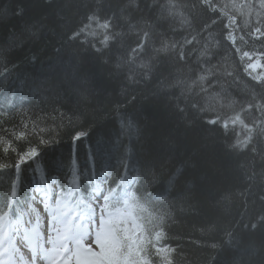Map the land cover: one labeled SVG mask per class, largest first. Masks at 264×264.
Instances as JSON below:
<instances>
[{"label": "trees", "instance_id": "trees-1", "mask_svg": "<svg viewBox=\"0 0 264 264\" xmlns=\"http://www.w3.org/2000/svg\"><path fill=\"white\" fill-rule=\"evenodd\" d=\"M173 1L169 6L168 0H0V213L14 180L20 191L43 180L69 189L89 182L79 175L82 166L61 165L50 176L39 162L22 165L18 179L14 164L29 142L49 135L56 140L55 146L41 145L42 160L67 156L75 142L80 160L87 145L84 138L74 140L77 133L93 130L117 139L113 134L125 123L123 132L131 136L119 158L114 150L113 165L103 161L95 171L93 163L88 172L94 173L91 181L108 174L114 183L121 172L137 179L134 199L152 264H264V140L256 138L257 122L239 116L242 127L229 137L211 124L205 99L197 95L207 86L231 85L226 78L237 54L227 41L234 31L263 38L264 23L253 20L243 27L235 14L226 30L223 15L219 23L209 13L211 5L220 7L216 0ZM54 65L76 71L74 83L56 91L55 100L40 89L55 88L57 80L39 76ZM252 93L264 98V86ZM22 121L25 131L37 126L43 131L16 139ZM237 165L252 184L233 180L240 174ZM199 179V188L186 198L187 183Z\"/></svg>", "mask_w": 264, "mask_h": 264}, {"label": "snow or ice", "instance_id": "snow-or-ice-1", "mask_svg": "<svg viewBox=\"0 0 264 264\" xmlns=\"http://www.w3.org/2000/svg\"><path fill=\"white\" fill-rule=\"evenodd\" d=\"M259 39V36H256ZM38 125L39 120L31 117ZM27 128V124L22 121L20 133H13L16 139H23L24 136H31L34 131H43L37 127ZM87 140V148L85 150V160L82 165L87 169L89 165L95 164V171H99L100 164L108 159L111 162V150L114 141H111L104 134L92 136L90 131H81L76 134L74 140ZM11 140L6 144L10 145ZM41 145L52 147L57 145L55 139L42 137L38 143L29 142L26 150L22 154H18L16 163L14 164L15 176L19 179L22 175V165L30 164L35 166L37 162L41 163L50 176L58 175L57 169L63 165L65 168H74L79 162L77 145H71L70 152L67 156L55 153L51 160H42L41 153L45 148ZM8 151V147H5ZM12 151H16L13 147ZM94 173L89 172L88 180L91 183ZM26 178V177H25ZM113 181L104 189L99 185L91 188L90 201L78 214H73L71 218L66 215L59 214L56 208H49L44 205V212L47 217L42 220L41 215L37 213L36 227H40L46 220V233L36 231L35 228L29 229L25 226L23 220L24 213L19 215L13 210V201L17 200V185H11V198L7 199L6 207L12 210L14 220L7 219L8 213H0V264H152L150 258H146L142 248L143 241L138 240L135 235H131L128 231L116 228H105L104 231H98L94 224H98L96 219L97 210L100 217H104L109 202V193L113 188ZM85 191L88 187L85 186ZM84 203L82 199L77 200V207ZM59 204V201H57ZM35 212V209H32ZM75 213V209H73ZM73 221L76 223L73 224ZM83 222V227H81ZM64 225L61 232L58 225ZM33 232L36 239H33ZM55 233V235H53ZM51 245V249L45 247ZM160 251L159 248L156 249Z\"/></svg>", "mask_w": 264, "mask_h": 264}, {"label": "bare ground", "instance_id": "bare-ground-1", "mask_svg": "<svg viewBox=\"0 0 264 264\" xmlns=\"http://www.w3.org/2000/svg\"><path fill=\"white\" fill-rule=\"evenodd\" d=\"M205 1L207 2L209 0H205ZM250 1H252V0H246V2H250ZM167 3L169 4V6H173L174 1L168 0ZM252 3L255 4V0L252 1ZM209 4H211V3H209ZM216 4L220 5V7L214 9V7L211 5V9H210L209 13L219 23H220V19H221L222 15H223V19L226 20L225 26H226V30H227L228 28H230L229 20L238 11V8H235V7H237V5H239V3L234 4V3H232V1L230 2V0H216ZM219 9H220V12L218 11ZM175 10H177V9H175ZM222 11H223V13H222ZM249 14H250V18L248 19L247 22L245 21V23L248 26H249L250 21H253V20L256 21L257 24H259L260 26H261V23H264V7L257 8V5H255L254 7H251ZM257 19H258V21H257ZM241 20L242 19L240 18V22H241ZM219 23L216 24L215 26H218ZM240 32H242V31H239V32L234 31V33H236V35L233 36L234 37L233 40L227 41V44L230 46V49H232V53L237 54V56L235 58V63L233 64V67L230 70L231 72L229 73L228 77L226 78V81L228 83H230L231 85L226 84L224 87L223 85L218 84L214 87V89H212L211 86H207V87L203 88L204 92H202V93L197 92V95H199V96H201V98L205 99V102H204L205 105L203 106L204 107L203 110H204L205 115L212 118L211 124L213 126H215V124H219L220 127L222 126V128L224 129L225 135L230 134L229 137H233V136L235 137V135H237V130L239 129V128L237 129V127L238 126L242 127V126H240L242 124L238 120L239 116H244V118L247 120V122L250 119H251V123L253 121L257 122L254 125L252 124V126L255 127V129H256V138H258V139L260 138L261 140H264V108L262 109L261 108L262 105L260 104V102L262 101L263 106H264V98L258 97L257 95H254V93H252L253 87L259 86V85L264 86V76H260V78H258L259 75H264V31L262 34L263 38L260 37L259 40L251 38V37H254L256 35L255 31H251L249 33L251 35V37L248 36L246 32L244 34L240 33ZM260 39H262L263 41H261ZM238 44H239V46H241L240 51L237 48ZM219 47L220 46H218V48ZM214 49H215V47H214ZM254 66H257L259 68L258 72H257L258 77L251 70L252 67H254ZM254 92L256 94H259L257 90ZM194 93H195V91H194ZM231 93H236L237 98H234V96L230 97V102L226 103V105H228V106H225L224 101L226 98H228V96L231 95ZM248 98H250V99H248ZM256 100H258V101H256ZM254 102H255L257 107L256 106L253 107ZM256 108L258 109V111L256 110ZM235 110H236V114H235ZM240 118L243 120L242 117H240ZM124 126H125V123L119 125V127H118L119 131L114 132L115 135L113 134V132H111L113 134V137L119 135V137L117 139L116 138L113 139V141L115 142L114 145H112V148H114L113 151L117 150L116 152H114L115 154H117L116 155L117 157L114 156L115 158H119L120 154L118 155V150L124 145L125 141H127L125 139L126 135L131 136V135H128V133H126V131H125V133L123 132ZM90 132L92 133V136L97 135V133L94 132L93 130H91ZM231 139L233 141L232 145L234 146L236 140L234 138H231ZM73 143H75V142H72L70 144V146ZM75 144H77V143H75ZM84 145H87L86 139L84 140ZM237 148H239V147L237 146ZM85 150H86V148H85ZM228 150L229 149H227V151ZM113 151L111 150L112 154H114ZM85 155H86V153L84 152L82 154L79 162L76 163L78 166L83 165L84 160H85ZM104 163H105L104 165L111 166L114 164V161L111 159V162H109L107 159H105ZM89 167H90V165H89ZM89 167L87 169H84L83 167L81 169L79 168L80 169L79 175L80 176L83 175L82 177L85 181L88 180ZM235 167H236L237 171L240 172L239 166L237 165ZM245 167L243 169H245ZM73 169L78 170L77 166L74 167ZM57 172H58V170H57ZM71 173H72V171L70 172V174ZM126 177H127L126 174H124L122 172L120 173V178H126ZM263 179H264V175L262 177V180ZM233 180H235V181L241 180L240 183H242V184L246 182V180H244V174H242L241 172H240V174L235 175ZM198 181L199 182H195V184L194 183H187L186 188L183 190V193L185 194L186 198H187V194L189 192L193 193V192H195L196 188H199L202 181L200 179ZM252 182H253V180H249L246 183L252 184ZM240 183H238V184H240ZM262 185H264V180L262 182ZM174 186H175V184H172V188L175 189ZM263 187L264 186H262V188ZM181 195L178 196L179 199H183ZM213 202L214 201H211V202H209V204L212 206V204H214ZM170 203L172 204V207H173V205L176 204V202L173 199H171ZM170 203H168V204H170ZM157 206H158V202L152 198L151 207L153 208V210H156ZM162 219L165 223H167L166 222L167 218L164 215H162ZM218 240L219 239L215 240L214 242H216V243H213L212 245L215 246V245L219 244L220 242ZM228 240L225 241V244H227L228 246L231 247V242H228Z\"/></svg>", "mask_w": 264, "mask_h": 264}, {"label": "rangeland", "instance_id": "rangeland-1", "mask_svg": "<svg viewBox=\"0 0 264 264\" xmlns=\"http://www.w3.org/2000/svg\"><path fill=\"white\" fill-rule=\"evenodd\" d=\"M231 1L234 4L239 3V5H237V7H235V8H238V11H237L236 15L239 16L242 19L241 22H240V26H243V27H249L245 23V21L247 22L248 19L250 18V14L249 13H250L251 7H254L255 5H257V8L264 7V0H255V4L252 3V1H254V0H252L250 2H246V0H244V1L243 0H230V2ZM165 12L163 14H165ZM166 14L169 15L168 12H166ZM258 69L259 68L257 66H254V67H252L251 70L253 71L254 74L257 75ZM54 72H56V73H54ZM75 72H76L75 69H72V68H65V69H63V68H61L59 66H56V65H54V67L53 66L45 67L44 69H42V71L39 72V76H41V78L44 77L47 82H48L47 79L52 80V81L54 79H56L57 81H56L55 85H57V86H55V88H53V89H51L48 86H45V88H41L40 89L41 94L44 95L45 92H47V93L50 94V98H52L53 97V94L56 91H58L59 89L64 88V87H67L68 88L69 82L73 81L72 83H74V77H75L74 76V73ZM260 76H264V75H259V77L257 75L258 78H260ZM53 87H54V85H53ZM64 89H66V88H64ZM71 89L73 90V85L70 86L68 90H71ZM73 92L75 94H77L79 91L78 90L76 91V89H75V91H73ZM57 94L63 95V93H61V92L60 93H57ZM53 100H55L54 97H53ZM139 119H142L143 120L142 117H140ZM108 138L111 141H113V138H110V136ZM113 149L114 148H112V151H113ZM160 156L162 157L163 155H160ZM170 191H172L171 188L168 189V192H170ZM39 214H40V211H39ZM100 218H101L100 223L96 227L98 231H104L106 227L109 228V229L110 228H116L117 229L118 226H116L115 224H113L111 220L107 219V217L104 216V217H100ZM122 223L127 224L128 228H127V226H125V229L127 231H129V230L130 231H135L134 225L131 222L129 215L125 214L122 217ZM45 233H46V231H45ZM46 235H47V233H46ZM131 235H135L136 236L135 232L134 233L131 232ZM230 249H231V247H230ZM158 256H162V254L160 253V251L158 252ZM237 258H240V256H238ZM230 261H232V260H230ZM227 263L225 262L224 264H227Z\"/></svg>", "mask_w": 264, "mask_h": 264}]
</instances>
